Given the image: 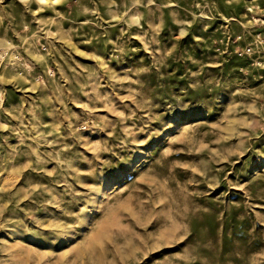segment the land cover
Returning a JSON list of instances; mask_svg holds the SVG:
<instances>
[{"label": "rangeland", "instance_id": "obj_1", "mask_svg": "<svg viewBox=\"0 0 264 264\" xmlns=\"http://www.w3.org/2000/svg\"><path fill=\"white\" fill-rule=\"evenodd\" d=\"M0 264H264V0H0Z\"/></svg>", "mask_w": 264, "mask_h": 264}]
</instances>
